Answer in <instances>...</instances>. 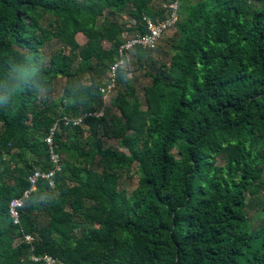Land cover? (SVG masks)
<instances>
[{"label":"trees","instance_id":"1","mask_svg":"<svg viewBox=\"0 0 264 264\" xmlns=\"http://www.w3.org/2000/svg\"><path fill=\"white\" fill-rule=\"evenodd\" d=\"M171 1L0 0V264H264V0H181L166 50L130 53L142 95L119 69L103 102L123 34ZM83 115L54 132L53 186L39 180L15 224L11 200L51 169L49 127Z\"/></svg>","mask_w":264,"mask_h":264},{"label":"built area","instance_id":"2","mask_svg":"<svg viewBox=\"0 0 264 264\" xmlns=\"http://www.w3.org/2000/svg\"><path fill=\"white\" fill-rule=\"evenodd\" d=\"M181 0H173L168 5H164L166 8V18L162 20H150L149 18H144V23L146 26V33L143 35H135L133 37L128 36L127 33H124V43L118 49V59L117 61L110 67L108 71L109 82L106 87L101 89L103 94V99H105L111 93H114L116 83V73L119 69H125L127 67L130 53L135 47H141L143 49H154L158 43V41L162 38L164 34H166L169 30L173 29L179 18H178V7L179 2ZM100 117L102 116V111L95 112L93 114H89ZM86 115L71 118L68 116H61L56 118L55 121L51 124L47 131V135L44 138V143L47 146V154L48 160L51 164V169L47 172L42 171H34L29 177L28 182L30 185V189L24 192L23 196L17 197L11 200L9 204L10 215L13 218L15 224L20 223V208L24 206L25 199L28 198L31 194V191L35 189V185L39 180H44L47 182L48 187H52V178L54 176V172L59 170L58 164V156L52 150V137L55 131L58 130L59 125L63 127L67 126H79L82 123L83 118ZM23 241L32 244L34 241V237L31 234H24ZM32 249L34 247L32 246ZM31 259L35 263L42 264H63L57 257L52 256L48 253H44L41 255L32 254Z\"/></svg>","mask_w":264,"mask_h":264},{"label":"rangeland","instance_id":"3","mask_svg":"<svg viewBox=\"0 0 264 264\" xmlns=\"http://www.w3.org/2000/svg\"><path fill=\"white\" fill-rule=\"evenodd\" d=\"M159 2L160 1H158V3H157V1H156L155 4L158 5ZM124 20H125V18H124ZM174 30L175 29H171L166 34H164L162 36V38L158 41V43L154 49L159 47L160 49L166 50L168 38L174 32ZM76 40L80 44L81 47L84 46L85 38L81 34H78L76 36ZM108 46H109L108 43H106V42L103 43L104 48H107ZM58 48L59 47H58L57 43H55L54 41L52 43H50L49 45H47V47L43 49L44 60L47 61V57L53 51L57 50ZM154 49H151V50H154ZM154 56L160 57L162 55L161 54L157 55V53H156ZM131 61L132 60L130 58L128 66L126 67V70H127L126 71V77L128 78L129 81L133 82V84L136 88V91H137V95L140 97L142 95L143 86L148 85L150 81L147 77L143 76V70L136 69L135 65H132ZM72 68L74 70H76L78 68V60H76L72 63ZM83 80L86 81L85 78ZM64 85H65V79L64 78L55 79L53 82V89H52V93H51V98L58 97L61 94V91H63ZM113 97H114V93H111L105 99H103V102L105 104H109L110 101L113 99ZM114 112L116 115H119V113L117 111H114ZM100 134H102V131H100ZM104 141H105L106 146L113 147V148L117 149V151L120 153H126L125 149L122 148L121 146H119L116 139L104 138ZM218 162L220 163L219 159H218ZM136 186H137V175L134 173H132L129 178H126L124 176L120 179V187L123 188L128 195L131 194V192L136 188ZM256 210H257L256 207H250L248 209V215L251 218V220L254 219V220H252V222H254L255 225H257L261 221V218H256Z\"/></svg>","mask_w":264,"mask_h":264}]
</instances>
